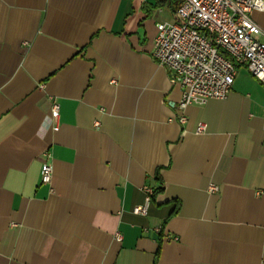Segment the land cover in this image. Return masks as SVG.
Here are the masks:
<instances>
[{"label":"crops","instance_id":"crops-1","mask_svg":"<svg viewBox=\"0 0 264 264\" xmlns=\"http://www.w3.org/2000/svg\"><path fill=\"white\" fill-rule=\"evenodd\" d=\"M175 7L0 0V264H264V88L238 67L181 113L151 55Z\"/></svg>","mask_w":264,"mask_h":264},{"label":"built area","instance_id":"built-area-1","mask_svg":"<svg viewBox=\"0 0 264 264\" xmlns=\"http://www.w3.org/2000/svg\"><path fill=\"white\" fill-rule=\"evenodd\" d=\"M164 1V0H159ZM175 19L156 25L152 57L173 74L181 87L177 109L182 113L189 106H202L208 100H223L231 92L237 68H245L264 88V43L254 35L264 33L251 18L253 12L264 10V0H174ZM56 129L59 106L53 103L50 114ZM180 123L185 121L183 115ZM203 131L198 126L196 132ZM45 159L40 171V183L50 187L53 177ZM215 191L216 188H210ZM144 203L133 209L146 216L152 190L146 188ZM116 240L121 237L116 234Z\"/></svg>","mask_w":264,"mask_h":264},{"label":"trees","instance_id":"trees-1","mask_svg":"<svg viewBox=\"0 0 264 264\" xmlns=\"http://www.w3.org/2000/svg\"><path fill=\"white\" fill-rule=\"evenodd\" d=\"M176 7H177V3H176ZM176 7H175V10H176ZM158 190H162V187L160 186ZM156 193H157V191L152 192V194H156Z\"/></svg>","mask_w":264,"mask_h":264}]
</instances>
